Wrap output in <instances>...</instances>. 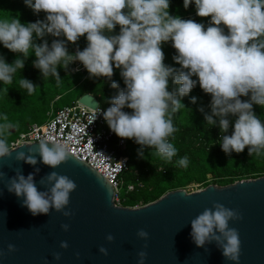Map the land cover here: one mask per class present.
I'll return each mask as SVG.
<instances>
[{"label":"clouds","instance_id":"1","mask_svg":"<svg viewBox=\"0 0 264 264\" xmlns=\"http://www.w3.org/2000/svg\"><path fill=\"white\" fill-rule=\"evenodd\" d=\"M171 0H24V4L42 19L21 23L17 18H0V45L17 53L8 63L0 55V84H11L17 71L34 55L32 66L39 70L43 80L51 77L57 86L61 82L58 68L67 73L74 62L87 70L89 79L104 78L116 94L109 97V107L98 106L93 120L102 115L109 130L117 137L130 139L143 150L166 163H172L177 148L172 141L178 128L174 116L185 109L182 99L199 85L210 95L207 105L198 107L208 127H218L217 143L226 155L239 154L247 147L253 159H264V119L253 105L264 108V0H183V8L194 6L197 17H210L207 22L181 18L169 12ZM118 31H115L117 29ZM53 37L51 42L46 38ZM83 37L86 46L69 52L68 44H76ZM37 41H40L37 43ZM175 49L165 63L163 45ZM31 53V54H30ZM22 57V58H21ZM118 70L124 87L112 79ZM72 72L79 68H71ZM195 77V78H194ZM19 89L32 95L37 85L21 76ZM246 97V99H242ZM195 104L197 97L189 96ZM129 109L130 111H125ZM231 126V133L229 129ZM16 125L0 113V158L9 157L14 148L8 143L10 130ZM24 145H32L26 143ZM40 162L56 169L72 156L66 143L38 142V148L16 151L15 160L29 165ZM187 155L178 157L174 165L186 168ZM26 177L16 170L8 178L10 193L23 197L21 204L33 215H48L50 209L71 217L68 207L75 182L55 170L39 181L44 190H38L34 174ZM5 174L0 172V178ZM46 182V183H45ZM188 195V192H185ZM240 219L239 213L220 203L205 208L190 220L192 241L203 247L216 241L224 259L239 264L240 239L230 221ZM64 231L69 224L61 225ZM137 236L147 240L148 233L140 229ZM108 241L112 235L106 236ZM67 249L66 241L60 242ZM14 251V245H7ZM99 251L107 255V250ZM146 252L137 253V264H144ZM61 254L53 253L59 261Z\"/></svg>","mask_w":264,"mask_h":264},{"label":"water","instance_id":"2","mask_svg":"<svg viewBox=\"0 0 264 264\" xmlns=\"http://www.w3.org/2000/svg\"><path fill=\"white\" fill-rule=\"evenodd\" d=\"M78 101L90 109L100 106L92 94ZM29 147L36 149L38 143L22 145L0 158V172L5 174L0 178V264H137L140 251L147 254L144 264H232L216 241L198 247L190 236V220L213 203L239 213L240 219L229 222L239 234V264H264V177L210 185L191 195L176 190L138 209L121 208L113 202L109 181L73 155L56 169L41 163L38 154L35 166L16 161V151L27 154ZM34 168H39L34 174L38 190H44L39 181L53 170L75 182L68 206L71 217L52 209L48 215L33 216L22 206L23 197L7 190L8 178L16 170L26 177ZM64 223L69 224L68 231L61 228ZM140 229L148 233L147 240L137 236ZM109 234L111 241L106 239ZM61 241L68 243L67 249L60 248ZM8 244L15 250L9 252ZM54 252L61 254L59 261L53 259Z\"/></svg>","mask_w":264,"mask_h":264},{"label":"trees","instance_id":"3","mask_svg":"<svg viewBox=\"0 0 264 264\" xmlns=\"http://www.w3.org/2000/svg\"><path fill=\"white\" fill-rule=\"evenodd\" d=\"M182 5L183 0H171L170 14L179 15L184 19L192 18L197 22L206 23L210 19V17H197L194 6L190 5L186 10ZM44 15L43 12L34 14L32 9L24 4V0H0V18L13 17L25 23L35 22ZM115 31H118V27ZM46 38L49 43L53 39L51 36ZM77 46L81 50L86 46L83 37L75 45L68 44L69 52H74ZM162 51L165 54V63L174 65L171 57L175 49L170 43L163 45ZM0 55L5 57L6 62L11 63L19 54L0 45ZM34 59V55L28 57L23 70L17 71L11 84H0V113L6 114L9 121L16 125L10 130L8 143L32 123L35 124L37 120L45 118L48 114L53 115L58 110L71 106L85 94L94 95L104 109L110 106L107 99L115 95L116 90L110 88L109 82L104 78L89 79L88 75L72 73L71 68L67 73L64 69L58 68L61 82L57 86L51 77L46 80L41 78L39 70L32 66ZM174 66L178 67V65ZM21 76L38 86L32 95H27L25 90L19 89L18 80ZM112 79L124 87L118 70L114 69ZM68 95H70V104L56 107V104ZM189 96L197 97V102L190 103ZM189 96L182 99L185 109H181L174 116V124L178 131L174 134L175 139L172 143L178 151L172 163L151 156L148 148L143 150L144 158H140L137 154L139 145L127 139L123 154L128 157V171L124 173L123 179L128 183H141L142 187L129 195L130 198L124 203L125 207L145 206L157 201L168 192L185 189L191 184L201 185L202 188L209 185L227 186L239 181L264 177V159H253L248 155L247 147L243 152L239 154L233 152L231 155H226L221 150L219 143L216 142L220 136L218 127L206 126L203 114L197 110L198 107L204 106L205 111H209L207 105L210 95L203 93L197 85L190 91ZM253 110L264 119V108L253 105ZM184 155L188 156V166L186 168L175 166V160Z\"/></svg>","mask_w":264,"mask_h":264},{"label":"built area","instance_id":"4","mask_svg":"<svg viewBox=\"0 0 264 264\" xmlns=\"http://www.w3.org/2000/svg\"><path fill=\"white\" fill-rule=\"evenodd\" d=\"M70 68H79L74 74L88 75L79 62H74ZM101 113L104 108L99 106ZM95 109H90L77 100L71 106L64 107L51 115L43 124H32L9 142L10 146L21 147L26 143H38L46 140L48 143H66L71 154L86 162L103 175L114 190L113 202L116 207L138 209L141 206L125 207L127 198L121 194V188L126 186L125 194L130 195L141 188V183H128L123 179L128 171V157L123 154L127 139L117 137L111 132L102 115L93 117Z\"/></svg>","mask_w":264,"mask_h":264},{"label":"rangeland","instance_id":"5","mask_svg":"<svg viewBox=\"0 0 264 264\" xmlns=\"http://www.w3.org/2000/svg\"><path fill=\"white\" fill-rule=\"evenodd\" d=\"M76 93V92H75ZM69 99H70V95L68 96H65L61 102L57 103L56 104V107H64L66 105H69L70 102H69ZM79 100V99H78ZM51 118V115H47L45 118H42L40 120H37V124H43L45 122H47L49 119ZM30 122H33V120H29ZM34 124V123H32ZM128 184V182H126V185ZM210 186V185H209ZM205 188H202L201 185H197V184H191L189 186H187L185 189V191H187L188 193H194V192H197V191H201V190H204ZM125 190H126V186H123V188H121V194L124 196V198H127L129 199V195H126L125 194ZM143 207V206H141Z\"/></svg>","mask_w":264,"mask_h":264}]
</instances>
